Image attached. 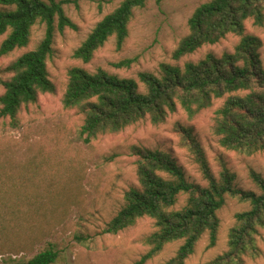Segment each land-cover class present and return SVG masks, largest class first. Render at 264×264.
<instances>
[{
  "label": "rangeland",
  "instance_id": "1",
  "mask_svg": "<svg viewBox=\"0 0 264 264\" xmlns=\"http://www.w3.org/2000/svg\"><path fill=\"white\" fill-rule=\"evenodd\" d=\"M66 1L65 13L76 28L56 27L54 31L47 58L54 91L41 93L35 103L22 106L15 121L0 118V264H26L51 246L59 252L52 264H135L148 250L144 241L155 230L153 219L140 218L116 234L100 232L123 205L125 191L139 186L135 147L170 153L189 181L205 184L192 154L181 144L179 125L193 128L214 174L220 169V160H225L236 174L239 188L260 192L248 171L253 168L264 178V150L245 155L225 149L213 131L215 111L223 98L193 117L179 107L161 123L141 120L119 132L100 134L89 143L79 135L83 116L62 104L68 71L75 66L89 72L102 68L119 77L138 79L144 71L159 74L162 63L182 67L208 53L220 56L232 52L240 36L229 33L215 44H205L179 60L173 58V50L188 32V18L208 0H148L134 11L122 47L118 49L111 37L88 62L74 57V50L121 0ZM244 26L245 34L264 41V21L256 25L248 19ZM44 32L45 25L36 23L25 47L0 56V94L1 79L7 78L4 67L34 49ZM5 36H0V43ZM260 51L264 55V46ZM126 58L132 59L129 66H116ZM184 200L180 195L176 207L180 208ZM248 207V203L227 196L218 211L215 246L208 248V235H202L185 263L205 264L225 251L235 213ZM181 243L166 244L144 264H164ZM257 245L260 255H246L244 264H264V228L259 230Z\"/></svg>",
  "mask_w": 264,
  "mask_h": 264
},
{
  "label": "trees",
  "instance_id": "2",
  "mask_svg": "<svg viewBox=\"0 0 264 264\" xmlns=\"http://www.w3.org/2000/svg\"><path fill=\"white\" fill-rule=\"evenodd\" d=\"M66 0H0V56L25 47L31 28L45 25L37 46L12 60L1 79L0 118H15L22 106L35 103L39 94L54 91L49 79L47 58L52 52L54 31L65 27L75 29L66 15ZM148 0H121L99 20L74 50V57L91 60L94 52L115 38L119 49L129 35L134 11ZM264 21V0H208L199 4L188 18V32L173 50V58L196 51L205 44H215L227 34L240 36L232 52L220 56L208 53L197 62L187 61L181 67L160 65L159 74L140 72L138 79L119 77L102 68L89 72L82 67L68 71L62 96L65 108L75 109L83 116L79 130L89 143L100 134L116 133L141 120L161 123L179 107L189 117L223 98L216 109L213 131L219 144L228 150L253 155L264 150V41L245 34L244 23ZM126 58L116 66H129ZM181 144L193 156L205 184L189 181L176 159L159 149L134 148L138 187L124 193V203L105 224L101 234H116L132 226L138 219L154 220L155 230L146 237L148 250L135 264H144L158 255L164 246L182 241L175 254L164 264H186L202 235H208L207 247L216 244L220 219L218 211L226 197L248 203L249 207L235 213V222L228 232L227 249L205 264H244V257H257L259 230L264 228V178L250 168L249 178L260 192L244 190L236 185V174L225 160L214 174L193 128L178 126ZM180 195L184 204L177 208ZM59 252L48 247L37 252L26 264H52Z\"/></svg>",
  "mask_w": 264,
  "mask_h": 264
}]
</instances>
